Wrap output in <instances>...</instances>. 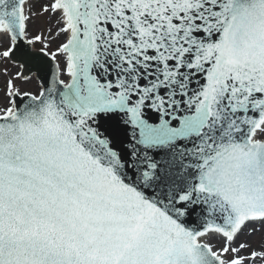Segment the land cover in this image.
Segmentation results:
<instances>
[{
    "label": "snow or ice",
    "instance_id": "obj_1",
    "mask_svg": "<svg viewBox=\"0 0 264 264\" xmlns=\"http://www.w3.org/2000/svg\"><path fill=\"white\" fill-rule=\"evenodd\" d=\"M0 264H264V0H0Z\"/></svg>",
    "mask_w": 264,
    "mask_h": 264
},
{
    "label": "rangeland",
    "instance_id": "obj_2",
    "mask_svg": "<svg viewBox=\"0 0 264 264\" xmlns=\"http://www.w3.org/2000/svg\"><path fill=\"white\" fill-rule=\"evenodd\" d=\"M255 240H257V241H258V240H259V236H257V237L255 238Z\"/></svg>",
    "mask_w": 264,
    "mask_h": 264
}]
</instances>
